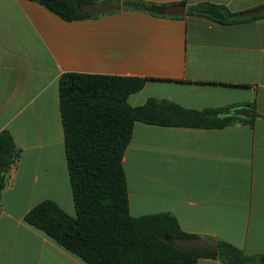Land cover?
Returning <instances> with one entry per match:
<instances>
[{
    "label": "crops",
    "instance_id": "crops-1",
    "mask_svg": "<svg viewBox=\"0 0 264 264\" xmlns=\"http://www.w3.org/2000/svg\"><path fill=\"white\" fill-rule=\"evenodd\" d=\"M96 1L99 16L69 22L33 1L0 0V134L22 151L1 195L0 264H85L25 221L47 200L76 216L60 108L65 73L147 79L133 107L150 98L197 111L254 106L252 125L136 123L123 163L133 217L170 213L188 234L264 255V17L221 25L188 14L201 3L246 14L264 0ZM126 1L186 13L166 18Z\"/></svg>",
    "mask_w": 264,
    "mask_h": 264
},
{
    "label": "trees",
    "instance_id": "trees-1",
    "mask_svg": "<svg viewBox=\"0 0 264 264\" xmlns=\"http://www.w3.org/2000/svg\"><path fill=\"white\" fill-rule=\"evenodd\" d=\"M39 3L65 21L99 16L96 0H28ZM114 6V2H109ZM125 6L153 15L168 14L171 5L126 1ZM115 7V6H114ZM188 14L221 25H234L264 17L246 18L224 5L201 3ZM147 79L110 75L65 73L60 78V108L65 147L76 216L66 213L56 202L44 201L34 207L25 221L45 233L85 264H199L202 259L223 264H264V255L248 256L237 247L217 240L212 249H183L176 241L197 239L184 232L170 213L133 217L123 159L136 123L188 128L223 129L235 123L253 124L254 118L224 116L238 107L184 108L173 101L150 98L138 107L129 103L131 95L143 90ZM22 151L13 136L0 134V213L3 177L17 167ZM211 240V239H208Z\"/></svg>",
    "mask_w": 264,
    "mask_h": 264
},
{
    "label": "water",
    "instance_id": "water-1",
    "mask_svg": "<svg viewBox=\"0 0 264 264\" xmlns=\"http://www.w3.org/2000/svg\"><path fill=\"white\" fill-rule=\"evenodd\" d=\"M186 7L184 5L174 6L169 9L168 14L171 16L174 15H185ZM264 14V6L247 12L244 16L246 18L257 17ZM222 117L224 116H235L243 119H252L254 117V111L249 107H238L233 110L225 111L221 114ZM6 177L4 176L2 181L5 182ZM176 244L183 249H212L213 247L217 246V242L215 240H208V239H191L188 241H176Z\"/></svg>",
    "mask_w": 264,
    "mask_h": 264
}]
</instances>
